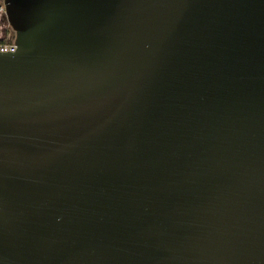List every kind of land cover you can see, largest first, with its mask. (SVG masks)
I'll return each instance as SVG.
<instances>
[{
  "label": "water",
  "instance_id": "water-1",
  "mask_svg": "<svg viewBox=\"0 0 264 264\" xmlns=\"http://www.w3.org/2000/svg\"><path fill=\"white\" fill-rule=\"evenodd\" d=\"M0 264H264V0H4Z\"/></svg>",
  "mask_w": 264,
  "mask_h": 264
},
{
  "label": "rangeland",
  "instance_id": "rangeland-1",
  "mask_svg": "<svg viewBox=\"0 0 264 264\" xmlns=\"http://www.w3.org/2000/svg\"><path fill=\"white\" fill-rule=\"evenodd\" d=\"M0 1L1 3H4V0H0ZM1 3H0V6H1ZM0 25L3 30V35H2L3 40H5V42L8 44L12 43V41H15L16 32L8 21L6 11L0 12Z\"/></svg>",
  "mask_w": 264,
  "mask_h": 264
},
{
  "label": "built area",
  "instance_id": "built-area-1",
  "mask_svg": "<svg viewBox=\"0 0 264 264\" xmlns=\"http://www.w3.org/2000/svg\"><path fill=\"white\" fill-rule=\"evenodd\" d=\"M6 8L4 3L1 4L0 6V12H5ZM0 50L2 52H15L17 50V45L15 44V42L13 43H5V44H0Z\"/></svg>",
  "mask_w": 264,
  "mask_h": 264
},
{
  "label": "trees",
  "instance_id": "trees-1",
  "mask_svg": "<svg viewBox=\"0 0 264 264\" xmlns=\"http://www.w3.org/2000/svg\"><path fill=\"white\" fill-rule=\"evenodd\" d=\"M0 3H1V1H0ZM1 4H3V3H1ZM2 35H3V30H2L1 25H0V44H5L6 42H5V40H3ZM13 42H15V41H12V43Z\"/></svg>",
  "mask_w": 264,
  "mask_h": 264
}]
</instances>
